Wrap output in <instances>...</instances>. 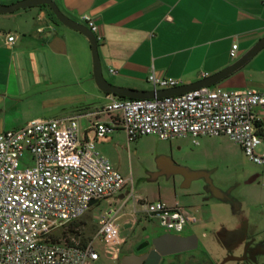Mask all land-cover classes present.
I'll use <instances>...</instances> for the list:
<instances>
[{
  "label": "crops",
  "instance_id": "obj_1",
  "mask_svg": "<svg viewBox=\"0 0 264 264\" xmlns=\"http://www.w3.org/2000/svg\"><path fill=\"white\" fill-rule=\"evenodd\" d=\"M17 1L0 0V4ZM52 1L77 23L81 15L92 18L103 37L97 44L103 78L112 86L131 90H153L146 82L152 71L160 78L178 81L180 86L194 84L243 57L264 37V0ZM8 36L13 37L12 42ZM233 44L237 45L236 57L231 59ZM214 87L250 89L264 96V48ZM106 96L95 85L85 36L59 23L47 7L0 15V132L31 120L72 116L84 132L94 122H108L106 114H94L107 103ZM255 115L257 123L263 125L264 106L255 108ZM205 138L217 137H201L195 143L186 139L197 147ZM112 140L110 134L106 141L96 143L97 152L101 155L99 147ZM104 153L108 157L101 156L111 163V153ZM257 153L264 156V139ZM257 167L254 173H243L244 185L257 180L245 184L248 178L263 175L264 168ZM251 187L237 207L243 212L238 219L246 225V242L260 244L253 248L262 256L264 191ZM209 193L216 200L226 198L219 190L209 189ZM169 207H179L194 219L186 225L187 235L182 236L193 234L194 214L201 206L192 205L187 210L178 204Z\"/></svg>",
  "mask_w": 264,
  "mask_h": 264
},
{
  "label": "built area",
  "instance_id": "obj_2",
  "mask_svg": "<svg viewBox=\"0 0 264 264\" xmlns=\"http://www.w3.org/2000/svg\"><path fill=\"white\" fill-rule=\"evenodd\" d=\"M78 22L96 44L102 42L92 18L81 15ZM236 49L233 44L231 59ZM146 82L153 90L180 86L153 71ZM106 98L94 114H106L108 122H94L84 132L76 116L31 120L0 132V264H96L100 254L95 241L116 254L121 242L119 208L97 218L90 239L70 229L101 200L116 196L123 201L121 207L140 202L132 196L131 185L127 188L129 180L95 148L115 131H123L127 142L148 135L164 141L189 137L194 143L201 137L225 136L251 163L264 168V156L257 153L263 139L255 128V108L264 106V96L253 90L211 86L155 99ZM142 207L171 233L182 232L194 221L179 207L160 202Z\"/></svg>",
  "mask_w": 264,
  "mask_h": 264
},
{
  "label": "rangeland",
  "instance_id": "obj_3",
  "mask_svg": "<svg viewBox=\"0 0 264 264\" xmlns=\"http://www.w3.org/2000/svg\"><path fill=\"white\" fill-rule=\"evenodd\" d=\"M112 137L109 144L99 147L101 155L107 158L104 152L111 153L110 164L129 180L127 188L131 185L132 196L140 202L135 205L128 202L121 207L123 201L116 196L101 200L71 226L72 232L76 229L82 238L90 239L97 218L119 208L116 223L120 236L133 242L150 240L168 231L143 212L142 204L160 202L167 207L178 204L186 210L192 205L201 206L194 214L196 223L191 226L198 251L214 261L226 259L225 264H264V255L253 248L260 244L246 242V225L238 219L243 212L237 208L251 186L264 191L261 184L264 172L253 184L244 185L243 173H254L259 167L234 143L225 137L205 138L196 147L190 139L164 141L152 135L127 142L121 130L112 133ZM25 161L28 163L27 157ZM164 161L168 162L166 167ZM211 186L226 194V198L222 201L211 198ZM187 233L186 226L182 232L173 234ZM93 247L100 254L96 264H108L107 259L114 256L99 241Z\"/></svg>",
  "mask_w": 264,
  "mask_h": 264
},
{
  "label": "water",
  "instance_id": "obj_4",
  "mask_svg": "<svg viewBox=\"0 0 264 264\" xmlns=\"http://www.w3.org/2000/svg\"><path fill=\"white\" fill-rule=\"evenodd\" d=\"M47 6V8L54 15L55 19L63 26L77 31L85 36L90 45L91 58H92V74L95 85L97 88L107 94L120 98L129 99H155L167 96L180 95L192 90H196L202 87H211L220 82L223 78L231 74L246 63L254 54L264 48V37L260 39L243 57L236 60L234 63L221 70L220 72L205 78L199 82L190 85H181L170 89L139 91L131 90L127 88L115 87L110 85L102 75L100 62L97 52V44L95 42L93 34L82 24H79L70 18L66 17L60 12L56 4L52 0H19L9 5L0 4V15L11 14L18 10H24L32 7ZM257 179V176L248 178L245 184H251ZM213 192L217 190L210 187ZM221 197V196H220ZM94 202H91V205ZM153 249L150 251L148 258L143 264H157L161 256L176 254L186 251H192L197 247V237L194 234L188 236L173 235L170 233H163L152 239ZM135 258L136 261H141L144 257H129V259ZM128 258L123 259V263ZM128 259V260H129ZM140 262V263H141Z\"/></svg>",
  "mask_w": 264,
  "mask_h": 264
},
{
  "label": "flooded vegetation",
  "instance_id": "obj_5",
  "mask_svg": "<svg viewBox=\"0 0 264 264\" xmlns=\"http://www.w3.org/2000/svg\"><path fill=\"white\" fill-rule=\"evenodd\" d=\"M167 165L168 162L164 161L163 166L166 167ZM166 233L173 234L171 232H166ZM152 239L150 240L144 239L138 242H133L121 235V242L118 247V250L113 257L107 259V263L108 264H143V262L148 258L150 251L153 249ZM129 257H144V259L141 262V261H136L135 258L129 259ZM124 258H128L129 260L126 259L125 262L123 263ZM225 261L226 259L222 261H214L210 257H208V255H206V253H204L203 251H198L196 247L192 251L161 256L157 264H225Z\"/></svg>",
  "mask_w": 264,
  "mask_h": 264
},
{
  "label": "trees",
  "instance_id": "obj_6",
  "mask_svg": "<svg viewBox=\"0 0 264 264\" xmlns=\"http://www.w3.org/2000/svg\"><path fill=\"white\" fill-rule=\"evenodd\" d=\"M40 7H47V6H40ZM49 13L51 16L54 17V15L51 13V11L49 10ZM255 128L257 131V135H259L262 139H264V124L263 125H259L258 123L255 124Z\"/></svg>",
  "mask_w": 264,
  "mask_h": 264
}]
</instances>
